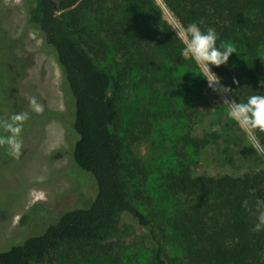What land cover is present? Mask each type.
<instances>
[{
  "label": "trees",
  "instance_id": "trees-1",
  "mask_svg": "<svg viewBox=\"0 0 264 264\" xmlns=\"http://www.w3.org/2000/svg\"><path fill=\"white\" fill-rule=\"evenodd\" d=\"M25 1L28 23L40 31L62 69L73 103L72 159L93 178L94 195L87 206L62 210L41 234L0 251V264H124L123 249L139 228L155 242L153 264H264V229L254 230L256 203L264 199L263 166L237 176H207L194 175L182 164L165 175L162 184L175 202L171 236L181 251L176 261L167 258L152 219L141 208L138 166L128 156L135 139L119 133L123 82L132 72L138 84L147 82L165 62L168 77L178 67L196 68L182 54L185 46L177 34L161 21L154 1ZM162 2L186 36L187 25L195 22L202 30L214 27L220 41L234 46L231 67L213 68L223 78L221 85L233 89L231 99L264 94L257 89L264 80V0ZM110 56L113 64L101 65ZM206 84L201 78L200 86ZM189 91L182 110L192 120L198 111ZM254 136L264 148V132L256 130ZM183 139L199 150L209 143L206 136Z\"/></svg>",
  "mask_w": 264,
  "mask_h": 264
},
{
  "label": "rangeland",
  "instance_id": "rangeland-1",
  "mask_svg": "<svg viewBox=\"0 0 264 264\" xmlns=\"http://www.w3.org/2000/svg\"><path fill=\"white\" fill-rule=\"evenodd\" d=\"M153 1L161 21L186 46L187 36L162 0ZM27 9L25 0H0V118L18 112L30 114L24 122L20 156L13 157L6 146H0V251L41 234L62 210L87 206L94 195L93 178L72 159L73 103L62 69L40 31L28 23ZM111 59L101 65L113 64ZM169 67L163 63L141 84L138 74L132 72L123 82L117 107L119 133L135 139L128 156L138 166L139 203L152 219L167 258L176 261L181 251L171 236L175 202L162 184L165 175L186 164L194 175L237 176L264 167V152L257 147L255 136L250 137L228 118L226 94L207 84L203 88L200 77L193 80L181 67L168 77ZM186 88L198 111L192 120L182 110ZM33 98L41 105L40 112L33 110ZM188 135L206 136L209 143L199 150L185 143L183 138ZM154 248L155 242L139 228L123 249L122 260L124 264H153Z\"/></svg>",
  "mask_w": 264,
  "mask_h": 264
},
{
  "label": "clouds",
  "instance_id": "clouds-1",
  "mask_svg": "<svg viewBox=\"0 0 264 264\" xmlns=\"http://www.w3.org/2000/svg\"><path fill=\"white\" fill-rule=\"evenodd\" d=\"M202 24L203 21H200ZM187 37L186 46L183 48V55L191 57L196 66L195 71L187 73L192 74V79L202 78L207 82V87L213 91L226 94L223 100L229 101L227 116L235 121L237 125L244 130L250 137H254L255 131L264 132V94L252 93L242 100L229 99L228 94H232L230 86L221 85L223 79L213 68L220 66L231 67L229 58L236 53L234 46L219 40V34L214 27H207L202 30L200 26L193 22L186 27ZM233 83L237 80L233 78ZM264 89V80L258 81ZM192 83L189 81V85ZM217 85H221L217 88ZM177 87V85H176ZM31 106L34 111L40 112L41 105L35 98L31 100ZM28 112L13 113L7 118H0V146H6L7 151L13 157L18 158L23 147L22 132L24 122L29 119ZM257 147L261 152L264 148ZM247 203V201H245ZM257 223L254 225L255 231L264 229V199H258L256 203Z\"/></svg>",
  "mask_w": 264,
  "mask_h": 264
}]
</instances>
